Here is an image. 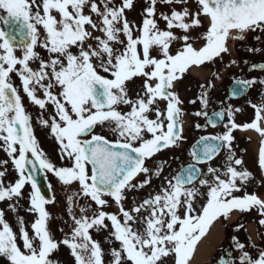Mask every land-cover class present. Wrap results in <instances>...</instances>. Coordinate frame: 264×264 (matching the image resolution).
<instances>
[{
  "label": "snow or ice",
  "instance_id": "1",
  "mask_svg": "<svg viewBox=\"0 0 264 264\" xmlns=\"http://www.w3.org/2000/svg\"><path fill=\"white\" fill-rule=\"evenodd\" d=\"M158 3L172 7L170 15L160 14L167 30L158 27ZM196 3L199 10L193 13L187 6L182 11L174 8L186 5L187 0H148L142 26L136 27L125 15V10L133 7V0H122L119 6L114 0H0V10L6 13L0 15V24L7 29L0 28V149L18 173V179L6 185L9 160L0 161V202L15 200L16 204L9 205L15 212L23 197L22 189L30 185L28 211L38 216L31 224V235L19 217L18 235L0 210V257L9 264H53L49 257L60 244L67 246L75 264H105V253L90 230L108 229L106 220L111 224L112 240L119 244L111 249V264H166L168 258L174 264H190L198 243L213 223L229 219L237 211L256 209L262 217L258 223L264 226V199L246 191L243 196L234 195L247 187L252 174L242 167L238 170L244 161L232 152V133L236 129L254 130L264 138V103L251 105L255 118L243 125L234 119L239 108L215 113L213 127L227 114L226 131L197 141L192 153L196 164L211 161L222 148L228 149L226 171L221 173L208 166L204 173L189 164L186 175L174 177L175 183L165 177L167 183L158 193L130 209L124 205L127 191L151 183L145 160L179 146L183 138L182 101L174 91V82L193 67L222 59V54L229 52V40H244L250 31L264 32V0ZM201 16L207 18L208 27L200 37L204 45L196 48L190 33L202 26ZM172 29L181 30L183 35H175ZM134 31L139 35L134 36ZM176 41H182V47L172 54L171 46ZM37 48L46 50L48 58H43ZM17 49L22 50V56L15 54ZM13 74L19 78L24 95L41 110L38 123L50 129L61 159L72 161L71 167H57L39 147L32 117L12 82ZM134 78L143 79L142 93L135 99L127 88V82ZM255 83L236 81L233 96L243 94ZM259 83L264 84V80ZM161 102L165 103L164 109L159 107ZM201 103L207 106L206 94ZM121 106L129 111L121 112ZM153 115L155 119L150 118ZM98 125L107 128L115 139L96 134ZM258 164L264 169V139ZM162 172L163 168L158 167L154 175L159 178ZM38 173H52L66 186L78 183L77 195L97 206L95 210L91 204L80 207L79 218L72 214L71 235L59 242L48 228L51 217L46 210L55 199L42 194ZM141 173L146 179L133 184ZM201 175L205 178L199 179V185L206 192L194 186ZM105 197L117 205L118 214L103 210L108 205ZM202 197L206 202L197 209L195 204ZM68 200L74 203L73 197ZM233 240L240 251L239 264H264V249L253 258L244 243ZM222 259L223 264H234L228 258Z\"/></svg>",
  "mask_w": 264,
  "mask_h": 264
},
{
  "label": "flooded vegetation",
  "instance_id": "2",
  "mask_svg": "<svg viewBox=\"0 0 264 264\" xmlns=\"http://www.w3.org/2000/svg\"><path fill=\"white\" fill-rule=\"evenodd\" d=\"M185 76V75H184ZM235 77L234 73L228 72L227 75L222 78L220 84L218 87H216L213 90V82L210 79L207 84L201 83L200 79L197 78H190L188 76H185L182 79H179V90L183 91L185 95H187V98L185 100V110L187 114L190 117V124L185 129V131L182 134V140L179 143V146L172 147L171 149H168L166 151H162L156 156H154L152 159L147 161L146 167L150 169L149 176L151 177V183L146 185L144 188H136L134 189L135 193L131 194V198H140L141 201L144 200L143 194H150L153 193L156 194L160 191V188L162 185L166 184L167 181L164 179L167 177L169 180H172L173 183H175L174 177H176L182 169L187 167L189 164H193L195 166H198L199 169H201L202 172L206 173L207 167L212 166L215 168H218L221 173L226 171V165L228 161V149L222 148L221 151L212 161H208L201 164H196L195 159L193 158V146L194 144L201 139V137L206 136H217L223 134L226 129L224 125L228 124V117L227 114L223 116L222 120L216 121V126L213 127L211 120L214 118L215 113L223 112L226 108L231 107L232 109L239 108L241 111L238 113H235V122L239 124H246L250 123L252 115H254V112L252 114L251 107L252 104H256L260 102L259 99L254 98V94L256 92V88H251L248 95L245 97L244 100H234L230 98L229 95V87ZM227 79H230L228 81ZM227 80V81H226ZM142 86L140 85L138 87L132 88L128 90L129 96L133 99L136 98L138 93H142ZM194 87L200 86L202 89V93L199 97L198 101H195V103H192L191 98H188L190 91ZM203 86V87H202ZM206 94L207 99V106H205L203 103H201V97L202 95ZM253 97V100L248 101L247 98ZM159 107L161 109L165 108V103L161 102L159 104ZM121 112H127L129 111V108L127 106H121L119 109ZM201 112V113H207V116L201 115L196 116L195 113ZM150 118L155 119V116H151ZM210 119V120H209ZM197 125H199V128H197ZM105 131V135H110L112 138H109L111 140H114V136L112 133L107 129H98V132ZM234 140H233V147L232 152L235 153L236 158H242L244 161V164L242 166H238V170L240 167L243 169H246L252 174V179L248 182V185L245 189L250 188L252 185H254L253 181V175L256 172V150L254 148V142L257 139L252 131L249 132H240L239 129H236L232 133ZM150 138V136L146 137ZM261 139V137H260ZM158 167L163 168V172L159 178H157L154 175V172ZM205 178L204 176H199L198 180L194 181V186L199 188L201 192H206V188H203L199 185V179ZM208 179H211V176L207 177ZM224 178V177H222ZM146 176L143 174L142 178L139 180L137 184H139L141 181L145 180ZM239 183V182H238ZM188 187H192L193 185H187ZM240 192L234 193L236 196H243L244 190ZM206 202V198L202 197L200 198L195 206L197 209L201 207L202 204ZM230 247H233L235 254V242L233 240V235L231 232L227 233L226 237V243L225 248L229 249Z\"/></svg>",
  "mask_w": 264,
  "mask_h": 264
},
{
  "label": "rangeland",
  "instance_id": "3",
  "mask_svg": "<svg viewBox=\"0 0 264 264\" xmlns=\"http://www.w3.org/2000/svg\"><path fill=\"white\" fill-rule=\"evenodd\" d=\"M99 2V0H98ZM122 0H114V4L116 6H119L121 4ZM138 2V6L136 4ZM187 6L193 13L199 10V6L196 3V0H187L186 5L178 4L175 5L174 8L177 11H182L183 7ZM148 7V0H133V7L130 10H125V15L130 22V24L140 27L142 26L143 19L145 18L144 16V11ZM157 9L163 10V11H172V7L163 4V3H158L157 4ZM87 14V10H86ZM137 16V17H136ZM160 20H158L159 23V28H163L164 26L161 25ZM203 24V22H202ZM98 35V33H94ZM137 34L136 31H134V36ZM249 38V48L251 49H258V51H248V54L245 55L243 52V56H247V62L248 63H253L258 60H264V34H253L252 32H249L248 34H245V39ZM202 42L203 39H193V44L197 42ZM237 41V40H235ZM173 46H176V42H173ZM237 46V45H236ZM235 51H230L229 54H227L229 60L233 63V67H238L241 63V56L238 52V49ZM237 54V55H236ZM257 75H250L251 78L257 79L258 77H262L264 79V73H256ZM21 85V84H20ZM41 97V96H39ZM43 98V97H42ZM27 106V104H26ZM29 109H31V106H29ZM49 113H51L50 110H48ZM31 116V114H30ZM45 117L48 118L47 113H45ZM32 126L34 130V135L37 138L39 146H41L44 151L50 150L49 147L55 148L54 142L53 145L50 142V134L49 131L50 129L47 127H43L38 123V120L32 119ZM54 146V147H53ZM57 151V149H56ZM52 155L50 157V160L56 165L60 166L61 164L65 163V159L61 160L59 156H55L57 152L55 153L54 150L51 151ZM3 160H9V164L7 165V173L5 176V184L7 185L9 182L14 183L16 179H18V174H16L11 162L10 158L6 155V153L0 149V161ZM3 170V169H0ZM53 178V179H52ZM52 178H50V183L53 186L56 196H55V201L56 203L51 204L50 206L47 205L48 211L50 213V220L48 221V226L49 230L55 240H58L61 236L64 239L66 236L71 235V230L73 225L71 215L75 214L77 218L81 215L79 208L80 207H85L88 206L87 200L84 199L82 196H79V201L75 199V203H72L71 206L70 204L66 202L64 203V198L66 197L65 194L66 192L62 193V189L64 188L63 184L59 182V180L52 175ZM68 191L69 193L67 194H73V193H79V189H75V186H68ZM31 192V188L26 185L24 189H22L23 197L22 199L19 200V203L17 205V210L15 212L11 211L9 208L10 204H16V201H3L0 202V210L4 211V218L6 222L9 223V225L12 227L13 231L16 232L19 235V217L23 218L24 226L25 228L29 231L30 235L32 234V229H31V224L37 219V214L34 212H29L28 209L30 207V201H29V194ZM71 208V213L69 209ZM93 209V208H92ZM95 210V209H94ZM69 211V212H68ZM73 211V213H72ZM68 212V215H67ZM64 215V216H63ZM89 216H91V212L88 213ZM70 221L68 223L67 221ZM59 224V225H58ZM63 229V231H61ZM90 235L95 241H98L101 245V248L103 249L104 253L105 250L108 249V241L109 247L112 248H118L119 246L114 243L112 240V237L109 236L110 232L109 229H102L100 231H96L95 229L90 230ZM62 239L60 238L59 241ZM58 241V242H59ZM18 244L22 246V242L18 240ZM111 249H109V252H111ZM107 255H109L108 250L106 251ZM62 255V256H61ZM52 261L53 264H75L74 258L71 256L70 250L67 248V246L60 244L58 250H55L49 257ZM60 258H62L64 261H61ZM68 258V262H67ZM108 264H111V257L108 258ZM0 264H9V262L6 260V258L0 257ZM166 264H169V261L166 260Z\"/></svg>",
  "mask_w": 264,
  "mask_h": 264
},
{
  "label": "bare ground",
  "instance_id": "4",
  "mask_svg": "<svg viewBox=\"0 0 264 264\" xmlns=\"http://www.w3.org/2000/svg\"><path fill=\"white\" fill-rule=\"evenodd\" d=\"M193 72L195 74H202V70L199 69H193ZM236 217V215L233 216V219ZM220 224H216L214 230H212L206 238L199 244L196 254L192 260L193 264H203V261L207 260L209 258V249H207V244H209L211 247H214L216 243L218 242V239L220 238V234H218V228Z\"/></svg>",
  "mask_w": 264,
  "mask_h": 264
}]
</instances>
